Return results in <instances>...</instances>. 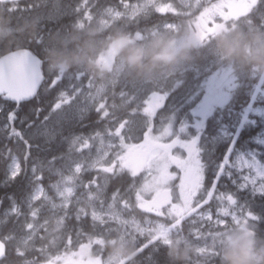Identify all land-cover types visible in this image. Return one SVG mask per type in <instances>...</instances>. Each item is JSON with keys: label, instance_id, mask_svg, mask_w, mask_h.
Masks as SVG:
<instances>
[{"label": "snow or ice", "instance_id": "6c2138e0", "mask_svg": "<svg viewBox=\"0 0 264 264\" xmlns=\"http://www.w3.org/2000/svg\"><path fill=\"white\" fill-rule=\"evenodd\" d=\"M132 3L118 0L124 8ZM208 6L210 23L264 30V0H208ZM15 11L36 13L41 33L19 54L0 57V136L16 145L0 149V188L19 185L0 196V208L8 202L0 225L55 197L69 181L106 191L113 179L127 178L107 197L110 207L197 238L240 218L264 236V78L222 69L209 57L170 86H120L125 110L118 115L114 104L97 102L85 77L47 71L45 40L69 26L49 27L55 17L39 14L34 3L17 0ZM64 12L74 23L94 12L121 14L112 5L100 8L99 0L69 3ZM134 23L139 27V18ZM52 92L55 99L45 104ZM89 127L87 134L76 131ZM41 141L48 155L39 154ZM88 173L95 175L85 183ZM154 259L163 264L162 251L146 250V264Z\"/></svg>", "mask_w": 264, "mask_h": 264}, {"label": "trees", "instance_id": "16d2710c", "mask_svg": "<svg viewBox=\"0 0 264 264\" xmlns=\"http://www.w3.org/2000/svg\"><path fill=\"white\" fill-rule=\"evenodd\" d=\"M138 1V0H136ZM79 0H22L21 6L27 3L37 5V12L43 16L55 17L49 22V27H54L57 24L64 26L67 29L63 32L54 33L45 40V60L47 71L49 73L72 74L76 73L85 77L91 85L98 81L96 73L100 70L94 68L93 60L99 54L104 53L108 45L114 42H124L126 45L121 49L120 59L126 61L125 72L129 75L125 80L118 79L117 83H106L104 92L101 94L97 102H104L108 106L115 105L114 112L122 115L125 110L124 102L119 96V88L124 84H143L151 86L166 87L170 86L179 77H183L186 68L182 71L170 72L162 84L153 82H143L141 77L149 67H156V71L165 69L170 62L151 63V55L144 57L148 45L151 43L152 33L162 31V39L170 44H181L184 41L189 43L183 48L184 56L187 63L194 64L195 62L203 61L209 57L215 60L216 54L223 50L221 47V39L235 41L237 44L236 52L232 56H227L218 65L221 68H227L236 73H250L258 75L264 70V64L252 61L249 58V49L245 45L251 41L254 36H263L264 30L254 26H242L239 24H227L216 20L215 24H220L221 31L206 34L202 43L194 45L189 40L190 30H193L192 24L203 15L205 11L211 9L208 6V0H157L153 6L147 7L141 14L135 16L127 24L121 20L113 25H110L106 30L98 34H92V28L96 26V19L99 16L94 12L91 18L83 23H74L75 17L64 12L65 7L71 3L75 5ZM135 2V0H133ZM100 8L105 5H112L119 11H124L127 8L121 7L118 0H99ZM133 4V3H132ZM129 7H131V5ZM17 2L0 3V57L3 55L23 49L28 42L35 41L41 33V24L39 18L32 14L17 13L15 11ZM153 10L156 12L167 13V15L150 14ZM139 18V27L134 23V20ZM167 28H164L167 25ZM172 25L173 27H169ZM174 28V29H173ZM3 30V31H2ZM91 30V31H90ZM91 32V34H90ZM98 44V45H97ZM93 47L94 50H90ZM80 50V51H79ZM139 50L143 53L142 66L136 67L128 64V57ZM174 51V49H172ZM79 51V53H78ZM159 51V49H156ZM224 51V50H223ZM92 54L93 57L86 55ZM93 60L87 67L79 68L73 64L76 58ZM95 71V73H93ZM105 78L109 73L104 72ZM67 83V82H65ZM57 93L52 92L45 101L54 100ZM42 118V117H41ZM92 129L77 128L76 131H83L85 134ZM42 151L41 156L48 155V147L43 141L40 142ZM15 149L14 143H9L0 136V149L4 145ZM51 151L57 150L56 145H51ZM35 154V153H34ZM110 162V159H109ZM3 163H0V179L3 178ZM95 173H88L84 176V182L94 176ZM127 178L113 179L106 188V191L89 187L98 193L102 205L108 204L107 197L112 191L127 184ZM77 192L83 189L84 192L89 190L84 189L81 183ZM103 184V180H101ZM19 185L14 188H0V196L5 193L11 194L18 191ZM103 201V203H102ZM82 208L87 211L88 206L81 204ZM8 207L7 200L5 201L0 211ZM76 211L73 206H69L60 215H56L53 209L48 206L47 201L43 198L31 209H25L18 218H12L5 225H0V241L5 246V253L0 260V264H70L69 261L74 260L77 256H81V260L86 264H104L105 260L111 256L114 250L119 245L123 233L119 223L113 220H93L87 212ZM124 215L129 217L133 215L126 210ZM133 216L142 220L143 214L135 213ZM57 222H60L57 228ZM229 227H232L231 225ZM247 234L251 235L258 249H264V236L259 235L247 223L244 225ZM132 249L131 256H122L123 260L120 264H146L145 254L153 253L157 250L162 251L164 257L163 264H194L188 258L187 261L175 260L169 255V246L163 244L159 240H150L146 236H136L134 239H128L123 245ZM216 246L219 250L218 256L203 264H222V247ZM221 252V254H220ZM151 264H159L158 260H152Z\"/></svg>", "mask_w": 264, "mask_h": 264}, {"label": "rangeland", "instance_id": "374dc122", "mask_svg": "<svg viewBox=\"0 0 264 264\" xmlns=\"http://www.w3.org/2000/svg\"><path fill=\"white\" fill-rule=\"evenodd\" d=\"M155 0H140L135 3L132 8V16L141 13L149 4L154 2ZM182 2H186V0H180ZM211 12L212 9L205 11L201 17H199L193 24V30H190L189 40L194 43V45H198L202 43L203 38L206 34L212 32H220L221 26L220 24H215V22H211ZM106 16L112 17V19L117 16L113 13H108ZM131 16V17H132ZM112 19L108 22L107 20L101 21L103 27H107L112 22ZM169 27H173L170 25ZM164 28H167L166 26ZM174 29V28H173ZM162 31H156L152 33L151 43L148 45V48L145 51L144 57L148 56L149 52L153 50V43L157 40L162 39ZM261 37V43H264V35ZM189 43L184 41L183 43L170 44L171 48L177 53L176 59L173 62H170L169 66H167L162 71H155L157 66L152 68L151 70H147L141 77L143 82H153L155 84H162L166 79L167 75L170 72L182 71L185 69L187 65L186 57L184 56L183 48L186 47ZM126 45L124 42H114L108 45L107 50L99 54L93 60L94 68L100 70L98 74H103L104 72H109V75L114 72L120 71L126 64V61L120 59L121 49ZM227 55L225 52L221 50L216 54V63H221ZM163 65V62H161ZM223 69V68H222ZM117 74V73H116ZM101 76V75H99ZM261 78H264V70H262L258 75ZM106 87V81L103 78H100L99 81L92 84V92L98 100L101 94L104 92ZM79 185L74 181H69L66 186L61 190L59 194L55 197L45 196L44 199L47 201L48 206H50L56 215H60L65 209H67L70 205L75 208L78 212H84L85 209L82 208V203L88 206L87 212L93 220H104L109 219L116 221L119 223L123 230V241L136 238V236H144L148 235L150 240H159L163 244L172 247L173 244L177 245L181 244L182 248L188 247L190 248L191 255L196 259H200L202 257H208L207 255L211 254L214 248L218 245H223L224 248L227 243L230 242L233 235L237 233H245L248 232L245 230V221L243 218L238 220H229L223 227H211L207 232L199 233V238H197L196 234H190L193 236L192 239L181 236L182 233L178 232L174 228H170L166 224H162L160 221H155V223L147 224L145 226H141V224L137 221H129L123 220L122 218V209L116 207H110L107 205H102L98 196V193H94V191L87 189L89 191L84 192L83 189L77 192ZM61 216V215H60ZM60 222H57V228L59 227ZM232 227H229V226ZM80 255V254H79ZM77 256L74 260L69 261L70 264H86L80 258L81 256ZM107 264H120L122 259L120 255L116 253L112 256H109ZM116 261H115V260ZM121 259V261H120ZM94 264V263H91Z\"/></svg>", "mask_w": 264, "mask_h": 264}, {"label": "clouds", "instance_id": "9594fccd", "mask_svg": "<svg viewBox=\"0 0 264 264\" xmlns=\"http://www.w3.org/2000/svg\"><path fill=\"white\" fill-rule=\"evenodd\" d=\"M221 47L225 55L232 56L237 49L235 41L221 39ZM245 47L249 49V58L260 64H264V43H261V37L254 36ZM159 49V51H156ZM177 53L172 50L166 40L160 39L153 43V53L151 55V63L157 62H173ZM143 53L137 52L128 57V64L131 66L141 67ZM117 255L131 256L132 249L128 246H120L115 250ZM188 247L180 248L177 245L169 249V255L175 260L187 261L191 253ZM222 264H264V249H258L251 235L245 233H237L233 235L230 242L225 245L222 250Z\"/></svg>", "mask_w": 264, "mask_h": 264}, {"label": "bare ground", "instance_id": "6f19581e", "mask_svg": "<svg viewBox=\"0 0 264 264\" xmlns=\"http://www.w3.org/2000/svg\"><path fill=\"white\" fill-rule=\"evenodd\" d=\"M140 0H138V1H136V3L137 2H139ZM156 1L157 0H155L154 2H152L151 4H149L147 7H149V6H153L155 3H156ZM135 3H133L132 5H131V7L134 5ZM131 7H127V9H125L124 11H120V15L119 16H117L115 19L113 18L112 19V17H108V16H106V15H104V14H98L99 16L97 17V19H96V26H95V28L93 29H91L92 30V34H98L99 32H102V31H104V30H106L110 25H113V24H115V23H117V22H119V21H123L124 22V24H127L129 21H131V19H133L135 16H137V15H139V14H141L145 9H147V7L141 12V13H138V14H136V15H134V16H132V8ZM132 16V17H131ZM112 19V22L110 23V25H108L107 27H103L104 25L103 24H101V21H104V20H107L108 22L110 21ZM169 24H167V25H165L166 27L168 26ZM90 30V31H91ZM3 31V30H2ZM90 34H91V32H90ZM98 45V44H97ZM90 50H94V48L93 47H91L90 48ZM80 51V50H79ZM79 51H78V53H79ZM10 53V52H9ZM86 55H88V56H91V57H93V55L92 54H89V53H86ZM122 59V58H121ZM93 59L92 58H90V59H82V58H80V57H78V58H76V59H74V61H73V64H76V65H78V67L79 68H84V67H87L89 64H90V62L92 61ZM123 61H125L124 59H122ZM93 62V61H92ZM91 62V63H92ZM189 66H191V64H189V63H187V65H186V69L189 67ZM126 66H124L123 67V69H121L120 71H117L116 73H114V72H112L110 75H108V77L107 78H105L104 79V75L103 74H98V73H96L95 75H96V79H98V81H99V79L100 78H103L105 81H106V83L107 82H110V84H115V83H117V81H118V79L119 78H121L122 80H125V77H127V78H129L128 76V74L125 72V70H126V68H125ZM152 68H154V66L153 67H149V68H147L146 69V71L147 70H151ZM155 70V69H154ZM163 69H161V70H159V71H162ZM145 71V72H146ZM156 71V70H155ZM144 72V73H145ZM93 73H95V71L93 72ZM109 73V72H108ZM143 73V74H144ZM99 75H101V76H99ZM149 82H151V81H149ZM121 219H123V220H129V221H137V222H139L140 224H141V226H145V225H147V224H149V222H146L145 221V218L143 217V219L142 220H140V219H138V218H136L135 216H133V215H129V217H126L125 215H124V211L122 210V218ZM153 223H155V221H152L151 222V224H153ZM182 233V235L181 236H184V237H186V238H189V239H192L193 238V236H191L189 233H186V232H181ZM144 236H146V237H148V235L147 234H145ZM123 239V233H122V236H121V240H120V243H119V245H117V247H120L121 245H123L126 241H123L122 240ZM178 247H180V248H182V246H181V244H178ZM169 248H171L170 246H169ZM223 250V249H222ZM218 252H219V250H217L216 249V247L214 248V250H213V252L211 253V254H209V255H207L208 257H202V258H200V259H196L194 256H192L191 254L189 255V258L194 262V264H203V261L204 260H207V261H210V260H212V259H214L215 257H217L218 255ZM115 253V251L113 252V254ZM220 254H221V252H220Z\"/></svg>", "mask_w": 264, "mask_h": 264}, {"label": "water", "instance_id": "95a60500", "mask_svg": "<svg viewBox=\"0 0 264 264\" xmlns=\"http://www.w3.org/2000/svg\"><path fill=\"white\" fill-rule=\"evenodd\" d=\"M12 2H17V0H0V3H12ZM21 50L22 49H19V50H16V51H12L10 53H7V54L3 55L2 57L6 56V55H9V54H19V52ZM4 253H5V246H4L3 242L0 241V260L3 258Z\"/></svg>", "mask_w": 264, "mask_h": 264}]
</instances>
